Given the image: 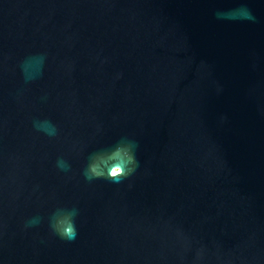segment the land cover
Instances as JSON below:
<instances>
[{"label": "water", "instance_id": "95a60500", "mask_svg": "<svg viewBox=\"0 0 264 264\" xmlns=\"http://www.w3.org/2000/svg\"><path fill=\"white\" fill-rule=\"evenodd\" d=\"M0 264H264V0H0Z\"/></svg>", "mask_w": 264, "mask_h": 264}, {"label": "clouds", "instance_id": "9594fccd", "mask_svg": "<svg viewBox=\"0 0 264 264\" xmlns=\"http://www.w3.org/2000/svg\"><path fill=\"white\" fill-rule=\"evenodd\" d=\"M49 134H54L53 132H50ZM129 153L131 156L132 161L134 162L135 166L138 164V161H136V156H135V151H136V143L135 141H129ZM134 167H132L133 169ZM131 169V170H132ZM86 172L95 175L92 172L91 165L86 169ZM131 174V171H125L124 169L120 170L119 176H126ZM116 177H113L115 179ZM78 209L73 208L71 210H62L59 209L56 212L52 214V216L49 218V227L50 229L61 239H66V240H73L76 235H77V227H76V217L78 216ZM40 219L33 218L28 222V226H35L39 224Z\"/></svg>", "mask_w": 264, "mask_h": 264}]
</instances>
